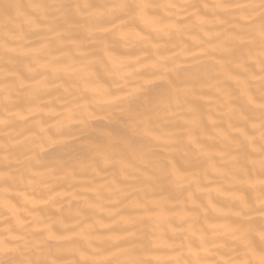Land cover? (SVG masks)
<instances>
[{"label":"bare ground","instance_id":"obj_1","mask_svg":"<svg viewBox=\"0 0 264 264\" xmlns=\"http://www.w3.org/2000/svg\"><path fill=\"white\" fill-rule=\"evenodd\" d=\"M0 264H264V0H0Z\"/></svg>","mask_w":264,"mask_h":264}]
</instances>
